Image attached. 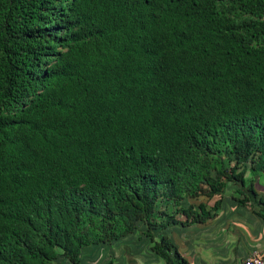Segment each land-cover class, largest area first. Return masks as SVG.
Instances as JSON below:
<instances>
[{"label": "trees", "instance_id": "16d2710c", "mask_svg": "<svg viewBox=\"0 0 264 264\" xmlns=\"http://www.w3.org/2000/svg\"><path fill=\"white\" fill-rule=\"evenodd\" d=\"M223 147L264 173V0H0V264H79L140 222L152 241L162 200L244 187Z\"/></svg>", "mask_w": 264, "mask_h": 264}, {"label": "rangeland", "instance_id": "374dc122", "mask_svg": "<svg viewBox=\"0 0 264 264\" xmlns=\"http://www.w3.org/2000/svg\"><path fill=\"white\" fill-rule=\"evenodd\" d=\"M217 156L221 166L226 171L234 169L235 172H239L244 168V187L239 186L236 182L226 181L221 178L224 185L222 190L216 195L209 196V189L202 184L199 186L198 195L194 198L184 199L185 203L183 202V204L172 205L170 202L162 200L156 206L157 214L151 224L152 229L149 230L152 241L145 236L146 225L140 222L131 235L117 241L84 248L79 255V264H107L108 261L112 264H151V255L154 256V254H151L152 245L156 242L157 235L162 230L159 225L165 226L170 218L188 223L181 213L183 208L189 205L196 211L197 206L201 204L209 211L215 200H220V205L211 219L206 220L203 224L196 225L199 228L191 227L181 231L184 232V235L194 232V234H200L202 238L208 237V232H212L211 234L214 235V238L209 242L213 243V246L212 248L208 246V249L209 253L211 249L213 253L212 256L210 255L212 261H209L208 264H232L233 258H243L247 249L250 250L251 243L249 241H251V238L254 241L259 239L253 231L250 232V235H246L244 229L246 226L251 229H259L258 224L261 227L260 221L254 218L253 214L257 213L259 209L264 212V208L255 206L257 205L256 202H254L255 205L241 207L237 205L235 200L242 199V193L246 192L245 187L252 182L255 190L258 191L257 196L264 203V173L259 172L252 175L248 172V165L245 167L235 166L233 159L227 154L224 147L217 153ZM211 176L214 177V173H211ZM210 213H213V211L210 210ZM255 221H258V223ZM167 226H172V224ZM213 228L216 230L214 231ZM170 233L172 234V232L165 231V236L167 238L170 236L172 239L173 236ZM204 241L206 242V239ZM154 259L156 260H154L155 264L163 263L157 255L154 256ZM49 264H69V262L62 258L58 250L56 258Z\"/></svg>", "mask_w": 264, "mask_h": 264}, {"label": "crops", "instance_id": "0c3cea01", "mask_svg": "<svg viewBox=\"0 0 264 264\" xmlns=\"http://www.w3.org/2000/svg\"><path fill=\"white\" fill-rule=\"evenodd\" d=\"M252 187H253V190L256 194L255 199L261 200L257 196L258 191L255 190L253 183H252ZM258 187L262 188L260 186H258ZM243 194H246V193L243 192ZM183 202L185 203V200H182L180 203L183 204ZM219 205H220V200H219ZM219 205H218V209H219ZM249 205H255V203L254 202H248L245 205H238V206L247 207ZM187 206H189V205H187ZM255 206L259 207L260 205H255ZM260 207L264 208V203ZM259 213L264 214V212L260 211V209L257 211V213L253 214L254 218H256L257 220L260 221L261 227L258 224L259 229H257V228L251 229L249 226H246L245 229L243 228L246 235H250V232L253 231L255 233V235L257 236V238H259V239L257 241H254L251 238V241H249L251 243L250 250L247 249V251L243 255V258H238V259L233 258L232 260H234V261L232 264H235L238 261H241L242 259L246 258L251 252H257L261 256H264V228H263L262 220L258 217ZM211 217L208 219H211ZM255 222L258 223V221H255ZM203 223H191V222H189V223H185L184 226H180V225L167 226L165 228H162L161 233L159 235L165 236V231L172 232V234L170 233V235L173 236L172 239L170 236H168L169 238H167L166 236L165 237L174 245L178 254L186 262V264H208L209 261H212L211 256H212L213 250L211 249L210 250L211 252L209 253V249H208V246L211 248L213 246V243L209 242V241H212L214 238L213 237L214 235L211 234L212 232H208V237L202 238L200 234H194V232H191V233H187L184 235L183 234L184 232L181 231L183 229H188L191 227L199 228L196 225L203 224ZM213 229H214V231L216 230L215 228H213ZM253 238H255V237H253ZM204 239H206V242L204 241ZM228 240H229V238H228ZM151 254H154L153 251L151 252ZM151 256L153 259L152 258L150 259L151 260L150 263L155 264L154 263V260H155L154 256H156V255L154 254V256L153 255H151ZM162 264H164V263H162Z\"/></svg>", "mask_w": 264, "mask_h": 264}, {"label": "built area", "instance_id": "2783aa9c", "mask_svg": "<svg viewBox=\"0 0 264 264\" xmlns=\"http://www.w3.org/2000/svg\"><path fill=\"white\" fill-rule=\"evenodd\" d=\"M235 264H264V256L257 252H251L246 258Z\"/></svg>", "mask_w": 264, "mask_h": 264}]
</instances>
